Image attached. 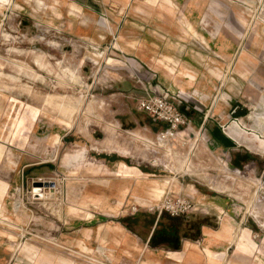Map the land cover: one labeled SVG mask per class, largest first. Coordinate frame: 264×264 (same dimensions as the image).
<instances>
[{
  "label": "rangeland",
  "instance_id": "1",
  "mask_svg": "<svg viewBox=\"0 0 264 264\" xmlns=\"http://www.w3.org/2000/svg\"><path fill=\"white\" fill-rule=\"evenodd\" d=\"M138 1L131 0L124 7L120 0H0V203L3 204L0 264H139L143 254L149 251L155 253L160 264H181L182 255L168 253L175 249L151 247L148 242L159 216L163 211L168 212L163 208L167 198L191 202L189 211L179 215L188 227L190 223L208 219L210 226L217 229L221 215L227 213L243 227L251 229L257 238H264V228L246 212L247 202L244 201L253 203L264 196V37L259 38L261 20L258 16L253 20L256 41L240 19V14L250 20L261 13L260 1L215 0L220 15L212 14L207 27L201 18L212 0H206L202 6L190 5L188 8L193 13L185 14L199 32L198 37L206 38L204 46L180 28L176 17L172 16L169 21L166 8L153 10L152 15L134 11L133 5ZM185 2L174 0V13H180ZM75 5L80 10L75 9ZM227 22L245 33L241 42L245 44L246 55L240 56L239 39ZM218 25L220 30L215 34ZM3 31L10 33L12 39H3ZM121 32L128 41L142 40L146 53L127 42L117 46ZM168 53L196 73L197 81L187 90H183L166 69L155 67L152 57ZM72 63L78 65L86 86L75 84L63 74V67ZM213 70L227 75L224 84L220 78H213ZM176 77L179 79L181 75ZM197 83L207 93L206 97L195 92ZM148 93L176 96L183 103L189 123L179 124L172 130L173 133L184 131V137L181 135L174 140L172 151L155 141L164 131L170 132L167 131L169 123L155 119L140 105ZM49 95L85 96L73 125L58 123L59 113L44 105ZM217 97L220 106L212 114L209 110ZM91 99L102 102L96 105L94 114L97 116L86 113ZM237 101L245 103L247 113L242 117L231 113ZM9 107L16 122L22 121L25 126L18 139L8 128L11 125L7 115ZM206 115L210 119L208 130L220 127V132L235 142L233 150L216 151L217 143L209 131L199 125L201 117L205 119ZM87 118H92L88 126ZM234 123L239 124L235 125L239 134L229 133ZM139 129L154 139L139 135L136 138L140 154L149 152L147 158L137 159L103 150L106 148L101 142L106 135L130 143L129 130ZM55 136L60 138L58 158L44 162L31 146L38 141L51 142ZM80 144L88 148L87 158L92 162L103 160L114 167L117 158H121L130 165L153 170L160 177L168 176L164 183L171 184V188L155 204L127 202L117 213L106 211L109 206L102 201V196L110 201L118 189L111 187L115 177L106 176L111 174L89 178L85 175L86 178L74 180L72 187L68 186L74 174L61 165V160L66 151ZM208 148L213 155L208 154L211 151L204 152ZM154 155L170 163V168L152 160L150 156ZM138 180L141 184L143 178ZM50 186L58 188L60 202L75 199L85 192L80 204L93 212L94 218L89 222L80 216L70 218L63 214L61 218L54 212L57 200L45 195ZM195 190L203 200L193 196ZM17 194L27 212L23 220L14 209ZM216 201L228 204L225 206L229 209L220 208L219 215H214L205 206ZM126 229L133 234V240H128ZM35 249L43 252L36 260H31ZM208 255L211 258L214 254L208 252ZM228 256L233 258L234 250ZM257 256L259 258L260 254ZM194 264L206 263L194 259Z\"/></svg>",
  "mask_w": 264,
  "mask_h": 264
},
{
  "label": "crops",
  "instance_id": "2",
  "mask_svg": "<svg viewBox=\"0 0 264 264\" xmlns=\"http://www.w3.org/2000/svg\"><path fill=\"white\" fill-rule=\"evenodd\" d=\"M120 1L122 2L121 4L124 3V7H125L126 5L129 4V2L131 0H120ZM205 1L206 0H186L184 6L179 9L180 13H174L176 11V4L174 3V0H139L137 3H135V5H133V10L134 11H140V12L147 14V15L148 14L152 15L153 13H151V12L153 10H155L157 8H166L169 11L168 15H170L169 21L172 20L171 19L172 16L176 17V19L179 22L180 28H184L185 31L188 32V34H190V35L192 34L194 37L199 39L202 46H204L203 45L204 39H206V38H204V35L201 37H198L199 32L195 29L194 24L187 19V15L185 13H191V11L193 13V10H191V9L189 10V8H188L190 5H194V6L201 5L202 6ZM259 1L261 3V8H262L261 13H256L253 16V18L250 20L248 19L247 15L240 14V19L247 25L246 27H248L249 33L251 34V37L254 41H256V37H253V27H255L256 24H254L253 20L257 16L261 20V23L259 24V27H258L259 34H260L259 38H261L262 36L264 37V30H263V28H264V0H259ZM212 14H217L218 16L220 15L218 13L217 2L215 0L211 1L210 5H209V9L202 15L201 20H202V24L204 26L207 27L209 25V18L211 17ZM226 25H228L229 27H231L234 30L233 32L236 33V36L239 39L238 40V47L240 49L239 50L240 56L246 55L247 51L245 50L246 48H244L245 44H244V42H241V38L245 36V33L237 30L234 26L231 25L230 22H227ZM219 30H220V26L218 25L216 32L214 31L213 33H215V34L219 33L218 32ZM118 39L119 40L116 42L117 46H122V44L124 42H127L128 44L135 45L136 47H138V49H140V51L142 53H146L143 49V45H142L143 43L141 42L142 40L141 41L139 40L137 42L128 41L126 36L122 32L119 35ZM216 44H218L217 47L220 50L219 40ZM236 44H237V42H235V44H233V46ZM152 58H153L155 67L166 69L167 73H169L170 75H172L174 77V79H176V82L179 83V86L183 90H187V87L192 86L197 81L196 73L192 72L188 66L181 63L180 60L177 59L173 54L168 53V54H163L161 57L153 56ZM247 62H248V60H247ZM242 64H244V62ZM213 74H214L213 78H215L216 80L217 79L219 80V78H220L222 80L223 84L226 82L227 75L225 73L213 70ZM176 75H181V77H179V79H177L178 77H176ZM186 76H187V79H185ZM239 76H244V75H239ZM105 77L108 79L107 76H105ZM239 78L242 80H245L244 79L245 77H239ZM195 92H199V93L201 92L202 96H205V97L207 96V93L203 90V87L198 85V83H197V87L195 88ZM218 99H219V97L216 98V101L214 102V105H213L212 109L209 110V112L212 113L214 110L219 108L220 105L218 104ZM233 106H234V108L232 109L231 113L234 117H240L241 115H244L247 113V110L244 107L245 103H243L242 101L234 102ZM201 120H202V122H200L199 125H202V128H205L208 130L209 129L208 122L210 120L209 117H207V115H206L205 119H204V117H201ZM236 124L239 126L238 123H234L232 126L229 127V130H230L229 133L230 134H236L237 132L239 134L240 131L237 130V127L235 126ZM114 128L117 131L116 125H114ZM208 131L211 134V136L213 137L214 142L217 143V146H215L216 151H223L225 149L233 150L235 142L232 141L231 139L225 137L223 135V133L220 132V127L217 126L216 128L210 129ZM117 133H118V131H117ZM138 133H139V136H141V137H144V138L147 137V139L154 140L153 138H151L146 133L141 132L140 129L139 130H129V135H132V137H131L132 142H130V143L125 142L124 141L125 139H123V138H117V137L113 138V137H108L107 135L104 139H102V141L105 140L103 142H106L109 138L115 139L116 142L119 144V146L123 147L124 149H127L128 151L121 152L119 149H116L113 147H107V145H105V144H103V147L106 149H103V150L104 151H110V152H117L123 156H129V157L137 158V159L147 158L148 153L147 152L145 153L142 151V154H144V155H142V154H140L141 152H139V150L137 148L138 145L140 146V144L137 143L138 141L136 139V138H138ZM140 134H143V135H140ZM181 135H183V137H184V131L183 130H181V132H179L175 137L177 138L178 136H181ZM157 140H158V138L155 141H157ZM103 142H101V144ZM144 142H147V140H144ZM142 144L144 145V143H142ZM183 145L184 146L187 145V142L185 139L183 140ZM192 145L194 146L193 142H192ZM203 145L207 146L206 143H204ZM109 146H112V145H109ZM172 149H173V147H172ZM172 149L171 150L165 149V150L172 151ZM204 150H205L204 152H207V150L211 151L208 153L209 155L214 154V152L212 150H210L209 148L204 149ZM190 153H192V151L188 153L189 156H190ZM151 155H152V153H151ZM157 156L158 155H155V157L150 156V158H152V160L156 158L157 161H158V158L159 159L161 158L159 160V162H162L163 165H164V163H167L164 161V159L162 157H160V156L157 157ZM95 163H97L99 165H103V166H108L109 168L113 169L116 172L115 174L106 175V176H110V177H112V176L115 177L114 181L112 182L113 185L111 187L117 186V188L119 189V190L117 189V192H116L117 195L115 197H112V199L110 198V201L108 199H105L102 196V201L105 202L106 204H108V206H109L108 209H106V211L112 210V212L117 213L119 211V209L124 208V205H126L127 202L131 203V204L136 203V202H138V203L140 202L141 204L150 205L151 203H154L151 195L154 193L155 188H162L164 191L163 195L168 191L169 187L171 188V184L167 185L164 183L166 177H168V176L160 177V176H158V174L154 173L153 170L149 171L147 169H143V168L135 166V165H130L128 162H126V160L121 159V158H117V161L115 162L114 167H110L103 160H95ZM228 169H229L228 171H230L229 167H228ZM173 172H175V171H173ZM176 172H180V171H176ZM141 177L143 178V181L141 184H139L138 179ZM170 177H173V176H170ZM110 192H112V190ZM106 193L107 194L109 193V189H107ZM193 194H194L193 196H195V198H197L198 200H200V199L203 200V198L199 196V192H197L196 190L193 192ZM161 199H162V197H161ZM217 199H219V198H217ZM110 203H114L115 205H111ZM210 204L211 205H206L205 207H206V209H209L214 215H219L220 208L222 209V211H227L229 209V207L227 208L225 206L228 204L222 203L221 201L210 202ZM246 205H247L246 206V212L250 215V213H249L250 205L247 203H246ZM202 207H203V205H202ZM253 218H255V217H253ZM207 221H208V219L206 221L204 220L203 225L201 227V236H200L201 240L197 239L198 240L197 241L195 239L184 238L182 241V245H181L180 249L168 251V253H172V254H174V256H176V255H183L186 253H190L193 251L196 254H198V256L200 257L199 261L205 260L206 264H214V263L215 264H249V262H252V261L254 264H264V238L263 237L255 238L257 236L254 235V233L251 231V229L243 227L241 224H239V222H237L231 215H229L227 213L224 215H221V218H220L221 225L217 229L210 226V224ZM225 223L230 224L231 229H230V231H228V233H227L228 235H226L224 238H220L218 235H216V233L221 230L222 225ZM261 227H263V226H261ZM232 232H233V234H232ZM126 233L128 235V240H133V238H132L133 234L131 233V231L126 229ZM150 235H152V233ZM149 240H150V237L148 236V242H149ZM197 242H200L202 245H199ZM256 246H258V248ZM232 250H234V257L233 258L228 256V255H230ZM260 250H262L263 252H259ZM208 252H211L212 254H222L223 259L216 263L211 258H209ZM243 253H246V254H244V256H243ZM258 254H260L259 258L257 256ZM170 257L173 261H177L176 257H173V256H170ZM188 264H192V262H188Z\"/></svg>",
  "mask_w": 264,
  "mask_h": 264
},
{
  "label": "bare ground",
  "instance_id": "3",
  "mask_svg": "<svg viewBox=\"0 0 264 264\" xmlns=\"http://www.w3.org/2000/svg\"><path fill=\"white\" fill-rule=\"evenodd\" d=\"M73 7H75V9L80 10L79 6L75 5ZM0 31H1V26H0ZM2 37H3V39H6V40L12 39V35L10 33H7L6 31L2 32ZM78 71H79V67L76 63L75 64L72 63L70 65H66L65 67H63V74L66 77L71 79L75 84L84 87L87 85V82L85 81V79L81 75H79ZM44 102H45L44 105L50 111L57 112V115L59 113L58 123L60 122L64 126H71V125H73V122L75 120V117H76L75 115L78 114V112L82 109V106L85 102V96L57 97L54 95H49L47 98H45ZM86 102H88V101H86ZM100 102H101V100H100ZM100 102H98L96 99H93L90 102L89 106L87 107L86 113L89 115L96 113L95 112V109H97L96 105H97V103L99 105ZM87 105H88V103H87ZM102 105H104V104H102ZM11 108L12 107H9V109L7 110V115L10 117V120H11V125H8V128L12 130L15 138L18 139L17 138L18 135H20L23 132L25 126H24L22 121L16 122L15 117L11 112ZM34 113L36 114V111H34ZM94 115L97 116L96 114H94ZM91 119L87 118V120H86L87 126L89 125V122ZM167 131H170V132L167 133L164 131L163 133H161L159 135L157 142H158V145L160 147L171 150L173 145H174V140L176 139L175 136L179 132L173 133L172 130H167ZM138 135H139V133H138ZM140 135H143V134H140ZM59 143H60L59 136H55V137H53V140L51 142L45 143L43 141H38L36 144L32 145L31 148L36 153H38L39 156L42 157L44 162H53V161H56L58 158L59 145H60ZM102 144L107 145V147H113V148L119 149L121 152L128 151L127 149H124L123 147L119 146V144L116 142L115 139L109 138L106 142H103ZM109 145H112V146H109ZM87 154H88V148L85 145H81V144L76 146L75 148L69 150V151H66L63 154V157L61 160V165L63 167H66L71 173L74 174L73 179L69 180L68 186H71V183H73L74 180H81L82 178H86L85 175H87V177L89 178V177L95 176V175L115 174L116 173L113 169L109 168L108 166L99 165L95 162L88 160ZM160 159L158 158V161ZM169 165H170V163L169 164L164 163V166H166L167 168H170ZM68 188H70V187H68ZM57 190H58V188L53 189V187L50 186V190L48 192H45L46 197H48L50 200H57V192H56ZM74 190L75 189H73V191ZM71 192H72V190H71ZM84 193L85 192H82L79 196H76V197L73 196V197H75V199H70V200L68 199V201H65L62 199L61 200L62 202H60V200H57L58 204H57V208L54 209V212L58 213V215L61 218L63 217V214H64V215L69 216L70 218L80 216V217H83L87 222L91 221L94 218V213L91 212L89 209L83 208L80 204V201H81ZM163 193H164V191L162 188H155L154 193L151 195L153 198V202H158L161 199ZM74 195H75V193H74ZM16 197H17V199L15 202V208L14 209H16V212L18 213L19 219L23 220V218L26 217L27 212L25 210H23V202H22L21 196H18V194H17ZM95 200L100 201L98 198H96ZM244 201L249 203V200H247V199ZM86 202H87V200H86ZM249 205H250V207L249 206L248 207H249L250 215L255 217V219L261 224V226L264 227V196L258 197L257 199L253 200V203H249ZM13 206H14V204H13ZM2 208H3V204L0 203V212H1ZM62 208H63V211H62ZM35 217L33 218V220L35 219ZM38 218H39V216H38ZM54 227L57 228L56 226H54ZM46 228H49V227H46ZM230 229H231V225L225 223L222 225L221 230L219 229L220 231H218L216 233V235H218L220 238H224L226 235H228L227 233H228V231H230ZM232 234H233V232H232ZM89 235H90V233L88 234V236ZM255 238H257V237H255ZM42 252L43 251H40L39 249H35L34 252L30 255L31 260H36L38 258V256H40V254H42ZM192 252L182 255V263L181 264H188V262H192V264H194V259L198 260V262H199L200 257L198 256V254L195 253V255H192ZM259 252H263V251L260 250ZM180 257H181V255H180ZM211 259L217 263L223 259V255L222 254H214L213 256H211ZM63 262H64V260H63ZM139 264H160V261L155 256L154 252L149 251V252H145L143 254ZM161 264H162V262H161Z\"/></svg>",
  "mask_w": 264,
  "mask_h": 264
},
{
  "label": "built area",
  "instance_id": "4",
  "mask_svg": "<svg viewBox=\"0 0 264 264\" xmlns=\"http://www.w3.org/2000/svg\"><path fill=\"white\" fill-rule=\"evenodd\" d=\"M140 105L144 111L158 120H163L169 123L168 130L177 128L179 124H188L189 119L185 115L183 103L176 96H167L163 94H150L140 101ZM191 202L185 199L172 201L167 198L163 208L173 216L186 214L191 208ZM163 209V210H164Z\"/></svg>",
  "mask_w": 264,
  "mask_h": 264
},
{
  "label": "trees",
  "instance_id": "5",
  "mask_svg": "<svg viewBox=\"0 0 264 264\" xmlns=\"http://www.w3.org/2000/svg\"><path fill=\"white\" fill-rule=\"evenodd\" d=\"M168 220L169 223H165ZM202 221L185 224L181 216H171L163 211L158 218L156 228L150 237L151 247L166 246L175 250L180 249L183 238L198 239L201 236ZM185 226V227H183Z\"/></svg>",
  "mask_w": 264,
  "mask_h": 264
}]
</instances>
